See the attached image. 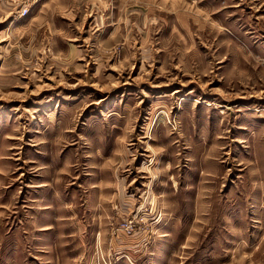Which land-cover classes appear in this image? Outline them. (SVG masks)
<instances>
[{"label": "rangeland", "instance_id": "374dc122", "mask_svg": "<svg viewBox=\"0 0 264 264\" xmlns=\"http://www.w3.org/2000/svg\"><path fill=\"white\" fill-rule=\"evenodd\" d=\"M0 264H264V0H0Z\"/></svg>", "mask_w": 264, "mask_h": 264}]
</instances>
